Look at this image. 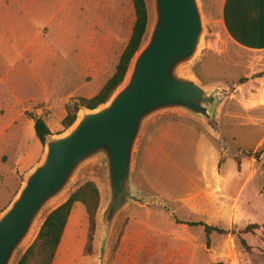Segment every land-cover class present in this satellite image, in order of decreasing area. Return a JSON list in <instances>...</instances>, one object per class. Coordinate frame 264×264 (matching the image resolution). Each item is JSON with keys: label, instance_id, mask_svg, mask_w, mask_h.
I'll use <instances>...</instances> for the list:
<instances>
[{"label": "rangeland", "instance_id": "rangeland-1", "mask_svg": "<svg viewBox=\"0 0 264 264\" xmlns=\"http://www.w3.org/2000/svg\"><path fill=\"white\" fill-rule=\"evenodd\" d=\"M222 1L201 0L206 32L199 57L187 70L206 86L229 89L220 108L228 149L224 154L221 141L193 118L179 112L160 114L140 138L134 171L135 180L166 200L167 207L152 210L133 206L128 210L116 228L106 264H264V51L242 48L230 39L220 21ZM85 2L93 11L89 22L98 16L99 25L103 20L104 27L102 31L99 26L98 38L90 42L89 56L97 61L90 66L82 87L75 86L79 94L71 96L67 92L64 104L52 108L46 101H39L44 80L51 79L46 70L40 71L37 80L25 74V85L15 89L25 99L39 98L25 103L26 126L19 125L17 133L14 128L15 142L24 152V172L40 162L45 152V144L28 130L32 115L48 119L52 134L65 133L62 120L66 105L100 91L130 39L136 18L132 0ZM147 3L151 15V0ZM11 62L1 60L0 70H7ZM7 143L0 139V211L21 183L11 167L18 156L9 163L3 159L5 151L13 155ZM87 181L97 184L102 204L103 169L99 162H90L80 169L67 196L47 210L64 202ZM193 221L227 232L207 237L203 226L189 225ZM249 225L253 228L245 230ZM129 227L130 233L135 232L124 240ZM98 232V215L93 229L85 206L77 203L53 264H97ZM92 234L93 250L86 254ZM35 237L21 248L13 264Z\"/></svg>", "mask_w": 264, "mask_h": 264}, {"label": "water", "instance_id": "water-1", "mask_svg": "<svg viewBox=\"0 0 264 264\" xmlns=\"http://www.w3.org/2000/svg\"><path fill=\"white\" fill-rule=\"evenodd\" d=\"M151 5L144 41L124 81L97 108L82 106L65 133L47 136L42 160L24 174L15 197L0 213V264H13L34 234L37 238L47 216L69 197L48 207L67 196L80 169L90 162L103 169L97 264H106L116 228L128 210L166 208L168 202L141 186L134 171L140 138L160 114L179 112L202 123L226 153L220 108L229 89L206 86L187 70L199 57L206 32L201 0H151Z\"/></svg>", "mask_w": 264, "mask_h": 264}, {"label": "crops", "instance_id": "crops-1", "mask_svg": "<svg viewBox=\"0 0 264 264\" xmlns=\"http://www.w3.org/2000/svg\"><path fill=\"white\" fill-rule=\"evenodd\" d=\"M90 12L93 11L85 0H0V61H12L7 70H0V139H5L8 149L13 151V155L4 152L5 162L18 156L11 166L21 180L16 193L26 172L21 170L24 152L15 142L14 128L17 133L19 125L26 126L25 103L37 102L39 98L25 99L15 89L19 84L25 85V74L37 80L40 71L46 70L51 79L44 80L39 101H46L52 108L64 104L67 92L71 96L79 94L80 84L97 61L89 56L90 42L98 38L99 26L102 31L104 27L103 20L99 25L98 16L89 22ZM220 21L238 46L264 51V0H223ZM29 125L28 130L35 132L34 119ZM129 230L130 227L124 240L135 232Z\"/></svg>", "mask_w": 264, "mask_h": 264}, {"label": "trees", "instance_id": "trees-1", "mask_svg": "<svg viewBox=\"0 0 264 264\" xmlns=\"http://www.w3.org/2000/svg\"><path fill=\"white\" fill-rule=\"evenodd\" d=\"M132 1L136 15L135 22L130 39L120 56L114 73L93 97H80L76 99V101L66 105L67 114L62 120V124L65 128L70 127L75 122L82 106L89 109L97 108L99 105L106 102L117 87L124 81L130 68L131 61L144 41L150 19L147 0ZM32 118L35 121V133L44 145L47 136L51 133L48 119L43 116L38 117L35 115H32ZM77 203H81L85 206L91 227L93 229L96 227V219L101 204V193L94 181H87L76 189L64 203L47 216L37 238L21 256L17 264H53L58 248L62 242L69 216ZM189 225L203 226L207 237H210L214 232L220 234L227 232L220 227L208 225L199 221L189 222ZM251 228H253V225H249L245 230L248 231L251 230ZM93 240L94 234L90 235L89 241L86 244V254L92 253Z\"/></svg>", "mask_w": 264, "mask_h": 264}]
</instances>
